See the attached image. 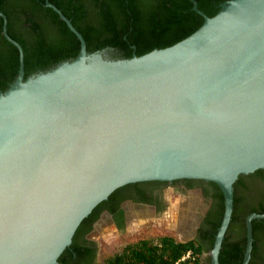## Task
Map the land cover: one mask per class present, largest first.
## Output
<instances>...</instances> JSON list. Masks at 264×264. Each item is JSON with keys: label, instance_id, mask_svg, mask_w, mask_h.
I'll return each mask as SVG.
<instances>
[{"label": "water", "instance_id": "95a60500", "mask_svg": "<svg viewBox=\"0 0 264 264\" xmlns=\"http://www.w3.org/2000/svg\"><path fill=\"white\" fill-rule=\"evenodd\" d=\"M172 46L130 59L88 53L0 93V264H57L81 221L131 182L187 178L216 184L218 253L239 175L264 169V0H228ZM245 218L251 251V222Z\"/></svg>", "mask_w": 264, "mask_h": 264}, {"label": "flooded vegetation", "instance_id": "af4514ba", "mask_svg": "<svg viewBox=\"0 0 264 264\" xmlns=\"http://www.w3.org/2000/svg\"><path fill=\"white\" fill-rule=\"evenodd\" d=\"M56 1L66 10L68 14L77 15L84 25H92L96 19L99 6L105 0ZM36 3L37 0H0V8L7 14V16H5L2 11L0 12V14L5 17L6 33L11 39L13 37L18 39L19 41H15L16 39L12 40L17 43L19 42L18 44L22 49L23 79L24 54L26 53L28 55H33V52L38 47V45L42 44L48 47L51 46L50 44L54 40L53 29L47 22V16L50 13L49 10H53L46 6V0H44L42 7H38ZM221 4L217 3L214 5V7H220ZM139 9H142V7L140 6ZM0 19V54H2L3 51H1V48L3 42L1 37L3 36L2 31L4 19L1 16ZM130 48L133 50L135 49L133 45H130ZM94 52H100L107 60H116L118 56V51L111 47H104L101 50ZM133 55L134 54L132 53V56ZM58 64H56L55 67ZM49 70L51 69H48L47 71ZM39 72L41 71H37L35 74ZM17 75L18 71L16 77ZM11 83L13 82L7 79L4 82L5 85H10ZM0 93L2 92L0 91ZM250 174L242 175L236 191L234 192L233 189V195L235 194V197L237 198L238 209L241 210L245 207H252L256 210L264 209V178L250 176ZM211 183L212 182L200 179L180 178L169 181H137L127 183L117 188L112 192V194L108 196L104 204H102L95 211L92 219L89 221L77 239V246L82 250L85 248L95 250L93 257L73 255L71 258H68L67 264H96L97 250L94 242L91 239V234L95 231V228L98 225L105 221L119 234L126 232L128 228L133 231L139 229V231L142 232L144 229L153 230L156 228V230L159 231L160 228L166 229V225H171L173 222V228H170V231H172L171 234L163 233L154 238L141 237L140 239H156L158 237L169 236L180 243L197 242L200 244L202 249L206 251L201 255L200 263L211 264L209 251L214 245L215 235L222 220V218L220 220L221 215L219 200L216 196L217 190L216 187ZM190 194L192 196L196 195V198L194 200L189 199L188 196ZM172 203H175L174 208H171ZM182 208L186 209L183 211L181 216ZM177 216L179 217V222L177 220ZM236 216H238V222H236L231 229H229L228 224L221 242L219 253L222 249V246L224 245L229 249L236 247L243 250V260L247 243L245 226V218L247 215L244 218L245 231L241 228L243 217L239 213H237ZM251 238V251L247 264H264V226L258 225L253 230L251 225ZM254 247L255 250L253 253ZM224 256H226V261H231L233 258L231 252L225 253Z\"/></svg>", "mask_w": 264, "mask_h": 264}, {"label": "trees", "instance_id": "16d2710c", "mask_svg": "<svg viewBox=\"0 0 264 264\" xmlns=\"http://www.w3.org/2000/svg\"><path fill=\"white\" fill-rule=\"evenodd\" d=\"M194 1L199 11L207 17H213L220 9L219 6L215 8L214 5L228 0ZM49 2L60 9L81 34L88 53L99 51L104 47H111L118 51L116 60L130 59L132 53L138 57L155 49L172 46L195 32L203 23V18L192 11V3L189 0H105L99 6L92 25H84L77 15L68 14L56 0H49ZM43 3L44 0H37L36 4L38 7H42ZM140 6L142 9H139ZM1 11L7 16L6 12L0 8ZM49 12L47 22L53 29L54 40L48 47L42 44L38 45L33 55L24 54V79L37 71L45 72L60 62L70 61L79 52V41L75 35L53 11L49 10ZM1 39L3 53L0 54V91L4 92L9 87L4 82L6 79L13 82L18 71L19 61L17 49L3 36ZM130 45H133L135 49L130 48ZM250 176L264 178V170H257ZM241 178L242 175H239L234 183V192ZM211 184L217 190L216 196L219 200L221 220L224 209L223 195L216 184ZM104 202L99 203L81 221L69 247L58 257L57 264H67L68 258L73 255L93 257L95 250L85 248L83 251L77 246V239L92 219L95 211ZM237 213L243 217L241 228L245 231V216L251 213L264 214V209L256 210L252 207H245L239 210L234 194L229 229L238 222ZM251 225L254 230L258 225L264 226V220H252ZM254 250L255 247L253 253ZM187 252H190V256L180 260ZM204 252L206 251L197 242L180 243L172 237L163 236L129 242L123 245L119 251L106 257L101 264H201L200 257ZM229 252L233 258L231 261H226L224 255ZM242 255L243 250L236 247L229 249L224 245L220 250L218 261L220 264H240Z\"/></svg>", "mask_w": 264, "mask_h": 264}, {"label": "rangeland", "instance_id": "374dc122", "mask_svg": "<svg viewBox=\"0 0 264 264\" xmlns=\"http://www.w3.org/2000/svg\"><path fill=\"white\" fill-rule=\"evenodd\" d=\"M188 198L194 200L196 198V195L192 196L190 194ZM174 206H175V203H172L171 208H174ZM185 209L186 208H182L181 216H182L183 211H185ZM177 220L179 222L178 216H177ZM166 226H167L166 229L160 228L159 231L156 230L155 228L153 230L144 229L143 232L139 231V229L133 231L128 228L126 232L119 234L118 232L114 230V228L108 225L106 221L101 223L95 228V231L91 234V239L94 242L96 246V250H97L96 264H101L106 257L112 255L116 251H119V249L125 243L140 239L141 237L154 238L163 233L171 234L172 231H170V228H173V222L171 225L167 224Z\"/></svg>", "mask_w": 264, "mask_h": 264}, {"label": "built area", "instance_id": "2783aa9c", "mask_svg": "<svg viewBox=\"0 0 264 264\" xmlns=\"http://www.w3.org/2000/svg\"><path fill=\"white\" fill-rule=\"evenodd\" d=\"M190 256V253L187 252L180 260H184L185 258H188Z\"/></svg>", "mask_w": 264, "mask_h": 264}]
</instances>
